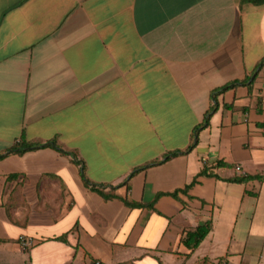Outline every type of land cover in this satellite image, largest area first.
Masks as SVG:
<instances>
[{
    "label": "crops",
    "instance_id": "0c3cea01",
    "mask_svg": "<svg viewBox=\"0 0 264 264\" xmlns=\"http://www.w3.org/2000/svg\"><path fill=\"white\" fill-rule=\"evenodd\" d=\"M263 60L251 0H0V264H264L228 180L264 174Z\"/></svg>",
    "mask_w": 264,
    "mask_h": 264
},
{
    "label": "trees",
    "instance_id": "16d2710c",
    "mask_svg": "<svg viewBox=\"0 0 264 264\" xmlns=\"http://www.w3.org/2000/svg\"><path fill=\"white\" fill-rule=\"evenodd\" d=\"M251 1L254 4H263L264 3V0H251ZM263 63H264V60L260 64H263ZM253 80L254 79H247V80L234 81V82H231V83H227L223 87H221L220 89H218L217 91H215L213 93V100H214L215 103L211 106V108L207 112V114L205 116V120H204L203 125L194 129V131H193V141L190 144V146L185 151H174V152L168 153L163 158V160H161V162L164 161V160H166V159H168V158H170V157H172V156H175V155H179V154L188 152L189 150H191L192 148H194L196 146V144L198 142L199 130L202 127L208 126L209 120H210L212 114L217 109L216 108V103H217V96L219 94L223 93L224 91L228 90L229 88H234V87H236L238 85L247 84V85L250 86L252 84ZM48 145H54L57 149L61 150L56 145V142L55 141L48 142V143H44V144L25 143V142H23V143H20L18 145H14L12 148H10L7 151V153H9V152H20L21 153V152H23L25 150L35 149V148H38V147H44V146H48ZM2 156L3 155H0V158ZM137 170H135L134 172H136ZM202 174H207V171L206 170L202 171ZM228 180L229 181H233V182H240V183L248 182L250 180H259V181L264 182V174L256 173V174H246V175H242V176L237 175V176H234L232 178H229ZM194 182H195V179L189 185H187L184 188V190L186 191L191 186V184L194 183ZM172 195L175 196V197H177L178 196V191L173 192ZM106 196L108 197V195H106ZM128 204L129 205H133V206H141V204H139V203L128 202ZM210 229H211V224L210 223H208V224H206L204 226H199L194 231H188L186 233V235L184 236L183 241L186 244L190 245L191 247H196V246H198L199 242L209 233Z\"/></svg>",
    "mask_w": 264,
    "mask_h": 264
},
{
    "label": "built area",
    "instance_id": "2783aa9c",
    "mask_svg": "<svg viewBox=\"0 0 264 264\" xmlns=\"http://www.w3.org/2000/svg\"><path fill=\"white\" fill-rule=\"evenodd\" d=\"M19 241L21 242V244L25 248L31 247L33 245V243H34L33 238L30 237V236H26V235H21L20 238H19ZM96 264H99V263L97 262Z\"/></svg>",
    "mask_w": 264,
    "mask_h": 264
}]
</instances>
